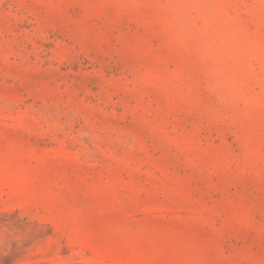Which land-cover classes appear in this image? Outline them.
<instances>
[{
	"label": "rangeland",
	"instance_id": "rangeland-1",
	"mask_svg": "<svg viewBox=\"0 0 264 264\" xmlns=\"http://www.w3.org/2000/svg\"><path fill=\"white\" fill-rule=\"evenodd\" d=\"M0 264H264V0H0Z\"/></svg>",
	"mask_w": 264,
	"mask_h": 264
}]
</instances>
